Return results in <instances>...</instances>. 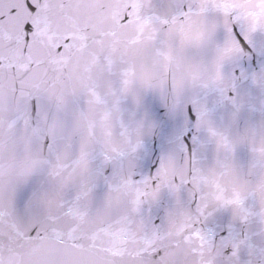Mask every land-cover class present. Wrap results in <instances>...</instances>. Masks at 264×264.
Masks as SVG:
<instances>
[{"label": "snow or ice", "instance_id": "6c2138e0", "mask_svg": "<svg viewBox=\"0 0 264 264\" xmlns=\"http://www.w3.org/2000/svg\"><path fill=\"white\" fill-rule=\"evenodd\" d=\"M0 264H264V0H0Z\"/></svg>", "mask_w": 264, "mask_h": 264}]
</instances>
